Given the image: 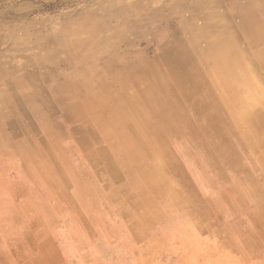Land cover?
Returning <instances> with one entry per match:
<instances>
[{"label":"rangeland","instance_id":"rangeland-1","mask_svg":"<svg viewBox=\"0 0 264 264\" xmlns=\"http://www.w3.org/2000/svg\"><path fill=\"white\" fill-rule=\"evenodd\" d=\"M204 22L264 80V0H0V264H264L263 125L196 59Z\"/></svg>","mask_w":264,"mask_h":264},{"label":"bare ground","instance_id":"bare-ground-1","mask_svg":"<svg viewBox=\"0 0 264 264\" xmlns=\"http://www.w3.org/2000/svg\"><path fill=\"white\" fill-rule=\"evenodd\" d=\"M212 25H213L212 23L204 22L202 25L203 27L199 28L200 40L196 39V41L194 42L195 57L198 61L200 59L201 61V62L199 61L200 63L209 62V67H211L210 72L212 74H216V72H219L223 78L225 77L236 78V86L239 89L237 93V97L245 108L244 115L246 117L248 116L251 122H255L259 120L258 123L263 125V130H264V122L261 120L262 114L264 113V105L263 103H260V106H255L252 102L256 99H260V97L264 94V80L261 78L259 79L253 78V76L249 77L248 68H249L250 59H248V56L246 55L243 47L239 44L238 36H236V34L226 36L224 29L222 28L219 29V27L216 28L211 27ZM206 34H208L209 36L211 34L210 41L206 40V36H205ZM191 39L193 40V38ZM225 40H228V42L231 44L229 46L228 44H224L223 42ZM170 60H171V67L168 69V72L171 73V76L173 77L175 82L177 84H180L182 88L188 93L190 98L195 100V98H197L199 94L200 88H199V80L197 76L196 75L194 76L195 73L191 72L192 63L184 54L177 52L174 54L172 53L170 54ZM0 79L4 80V83L7 82L6 79H3V77H1ZM28 85L30 87V84ZM7 88H8L7 94H10V91L15 92L11 88L9 87ZM23 89L27 90L28 88L23 87ZM23 89H21V91ZM13 103L17 105L18 114H20L22 117L24 118L26 117L29 119L34 118L33 114L35 109L25 110L24 106H22L21 104L16 103L14 100ZM114 123H116V121H114L113 116L110 115V117L107 119L106 129L110 127L109 125H112ZM84 130L85 132L89 131L87 127H84ZM84 130L83 128H81L82 137L79 136L80 138H82L81 143H84V145L81 147L82 151L88 147L87 145L88 137L84 136L83 133ZM92 136L93 138L95 136L96 139L94 138V141L96 143H99L98 139H100V134L93 132ZM125 138H126L125 135L124 136L122 135V137L120 138L119 142L121 145H129V143H126ZM135 158H137V152H132L130 155H128V157H124L119 162V168L115 172H119V174L125 175V171L123 170H125L126 166L128 167V165L132 164V162L135 161ZM141 165H143V163ZM115 175L121 176V175H117L116 173ZM150 177L151 175H149V180L151 181ZM151 182L153 183V181ZM246 186L247 185H245L244 187ZM259 197L260 196H258V198Z\"/></svg>","mask_w":264,"mask_h":264}]
</instances>
